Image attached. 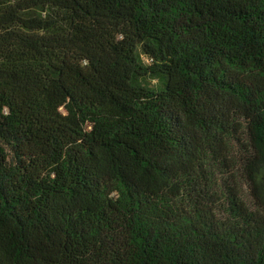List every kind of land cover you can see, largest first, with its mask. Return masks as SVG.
I'll return each instance as SVG.
<instances>
[{
	"label": "trees",
	"instance_id": "obj_1",
	"mask_svg": "<svg viewBox=\"0 0 264 264\" xmlns=\"http://www.w3.org/2000/svg\"><path fill=\"white\" fill-rule=\"evenodd\" d=\"M0 264H264V0H0Z\"/></svg>",
	"mask_w": 264,
	"mask_h": 264
}]
</instances>
